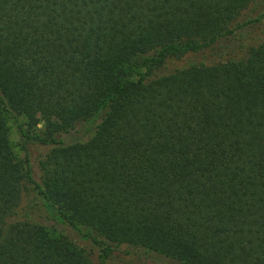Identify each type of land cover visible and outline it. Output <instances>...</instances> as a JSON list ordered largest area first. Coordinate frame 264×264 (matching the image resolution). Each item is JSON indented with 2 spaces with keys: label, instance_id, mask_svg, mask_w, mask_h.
Instances as JSON below:
<instances>
[{
  "label": "trees",
  "instance_id": "obj_1",
  "mask_svg": "<svg viewBox=\"0 0 264 264\" xmlns=\"http://www.w3.org/2000/svg\"><path fill=\"white\" fill-rule=\"evenodd\" d=\"M263 4L0 0V264H264V35L170 66Z\"/></svg>",
  "mask_w": 264,
  "mask_h": 264
},
{
  "label": "rangeland",
  "instance_id": "obj_2",
  "mask_svg": "<svg viewBox=\"0 0 264 264\" xmlns=\"http://www.w3.org/2000/svg\"><path fill=\"white\" fill-rule=\"evenodd\" d=\"M264 11V4L261 9H257L256 6L250 5L247 9L241 12L233 21V26L241 25L239 29L236 30L234 36L236 40H239L237 46L233 48H228L223 50V56H218L216 51L211 49H206L201 52L193 53L187 55L183 60L174 65H170L171 67H180L185 63H200L204 65H210L218 60L225 58V53L228 54H241L245 50L248 45H252L258 41L264 35V14L260 15L261 12ZM21 122V119L18 120ZM8 127V140L13 151L14 157L16 160H21L26 155L31 170L34 175L35 172V160L39 157V155L43 154L45 151L44 147H40L39 145H35L32 143L25 144L24 149H21L19 138L17 131L12 122L7 123ZM38 131L42 130L41 124L37 126ZM82 134H76L79 137ZM33 175V179L36 181V177ZM47 224L50 225L51 223ZM91 260L93 264H170L167 260L161 259L152 255H147L142 252H133L128 251L125 247L119 246L112 248L111 251L107 253V255L101 259L98 254V251L93 249L91 254Z\"/></svg>",
  "mask_w": 264,
  "mask_h": 264
}]
</instances>
